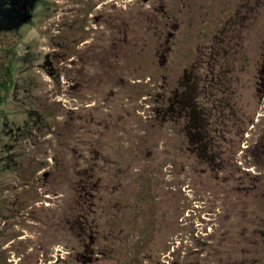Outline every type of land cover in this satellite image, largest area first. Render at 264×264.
I'll list each match as a JSON object with an SVG mask.
<instances>
[{
  "label": "rangeland",
  "instance_id": "1",
  "mask_svg": "<svg viewBox=\"0 0 264 264\" xmlns=\"http://www.w3.org/2000/svg\"><path fill=\"white\" fill-rule=\"evenodd\" d=\"M44 1L0 103V264H264V0Z\"/></svg>",
  "mask_w": 264,
  "mask_h": 264
},
{
  "label": "flooded vegetation",
  "instance_id": "2",
  "mask_svg": "<svg viewBox=\"0 0 264 264\" xmlns=\"http://www.w3.org/2000/svg\"><path fill=\"white\" fill-rule=\"evenodd\" d=\"M44 2L0 0V103L12 83L13 62L24 33L23 28L44 12Z\"/></svg>",
  "mask_w": 264,
  "mask_h": 264
},
{
  "label": "trees",
  "instance_id": "3",
  "mask_svg": "<svg viewBox=\"0 0 264 264\" xmlns=\"http://www.w3.org/2000/svg\"><path fill=\"white\" fill-rule=\"evenodd\" d=\"M58 46H61V48L64 51V52H62L63 58L68 57V54H66L67 52L64 49L65 48V45L63 43H61V45L58 43ZM53 77H55V76H53ZM44 119H45V115L43 114V112H38L37 121H38V123L39 122H42V123L39 124V129L40 130H42L44 127H47L46 124H45L46 122L44 121Z\"/></svg>",
  "mask_w": 264,
  "mask_h": 264
}]
</instances>
